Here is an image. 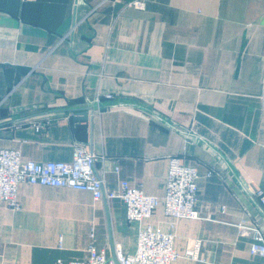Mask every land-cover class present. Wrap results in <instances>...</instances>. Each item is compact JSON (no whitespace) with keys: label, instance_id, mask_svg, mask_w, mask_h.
Wrapping results in <instances>:
<instances>
[{"label":"crops","instance_id":"crops-1","mask_svg":"<svg viewBox=\"0 0 264 264\" xmlns=\"http://www.w3.org/2000/svg\"><path fill=\"white\" fill-rule=\"evenodd\" d=\"M143 1L0 0V144L36 161H70L81 144L107 187L128 180L160 197L180 156L198 168L200 218L161 206L148 222L174 221L181 251L201 239L204 260L174 264H264L239 227L264 232L250 196L264 203V0ZM98 99L101 110L75 119ZM19 201L0 207V264L84 259L92 231L108 257L116 240L137 249L121 199L23 182Z\"/></svg>","mask_w":264,"mask_h":264},{"label":"built area","instance_id":"built-area-1","mask_svg":"<svg viewBox=\"0 0 264 264\" xmlns=\"http://www.w3.org/2000/svg\"><path fill=\"white\" fill-rule=\"evenodd\" d=\"M131 5L144 6L143 0H132ZM112 97L111 93L106 94ZM99 100V99H98ZM44 124H35L40 130ZM96 155L86 146L77 144L70 161L25 159L20 147H8L0 144V207L2 205L20 209L19 186L23 182L58 188H71L90 192L95 200L121 199L126 205V218L129 222L139 223L138 245L135 252L126 253L119 241L113 243V254L106 255L105 250L97 249L94 241L89 243L88 255L84 259L64 262L61 258L55 264H174L181 257L193 261H203L200 256L201 239H196L184 251L175 245V222L169 228L153 224L148 220L159 207L172 219L200 218L197 209L199 195L198 168L172 155L168 160L165 193L162 197L146 193L128 180H121L116 187L106 186L103 176L95 170ZM118 171V167L115 169ZM213 172L209 170L207 175ZM242 235H251L250 252L252 255H264V232L258 226L239 224ZM222 264V263H212Z\"/></svg>","mask_w":264,"mask_h":264},{"label":"water","instance_id":"water-1","mask_svg":"<svg viewBox=\"0 0 264 264\" xmlns=\"http://www.w3.org/2000/svg\"><path fill=\"white\" fill-rule=\"evenodd\" d=\"M85 104H86L85 108L74 112L75 119L87 118L89 114L92 117L95 110L97 109L101 110L104 107L101 100H94V101L87 100ZM145 111H147V114H149L150 116L162 120L157 111H148V110ZM16 121H18V119ZM165 123L171 126L172 128L181 131L183 135H185V137L191 141L197 142L200 140L199 135H196V133L191 132L188 129L185 130L184 128H181L180 125H177L176 123L173 122L170 123L169 121H165ZM250 196L264 215V203L261 200V198L258 197L256 194L254 195V193L250 194Z\"/></svg>","mask_w":264,"mask_h":264}]
</instances>
